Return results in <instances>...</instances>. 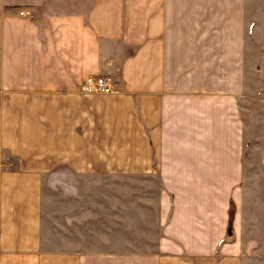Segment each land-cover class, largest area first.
Wrapping results in <instances>:
<instances>
[{"label": "crops", "instance_id": "0c3cea01", "mask_svg": "<svg viewBox=\"0 0 264 264\" xmlns=\"http://www.w3.org/2000/svg\"><path fill=\"white\" fill-rule=\"evenodd\" d=\"M0 264H264V0H0Z\"/></svg>", "mask_w": 264, "mask_h": 264}, {"label": "built area", "instance_id": "2783aa9c", "mask_svg": "<svg viewBox=\"0 0 264 264\" xmlns=\"http://www.w3.org/2000/svg\"><path fill=\"white\" fill-rule=\"evenodd\" d=\"M21 16L30 17L29 13L21 12ZM85 94L111 95L117 92L113 79L105 76H89L82 85Z\"/></svg>", "mask_w": 264, "mask_h": 264}, {"label": "rangeland", "instance_id": "374dc122", "mask_svg": "<svg viewBox=\"0 0 264 264\" xmlns=\"http://www.w3.org/2000/svg\"><path fill=\"white\" fill-rule=\"evenodd\" d=\"M50 194H51V191H47V195H49V196H50Z\"/></svg>", "mask_w": 264, "mask_h": 264}]
</instances>
